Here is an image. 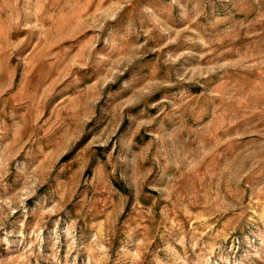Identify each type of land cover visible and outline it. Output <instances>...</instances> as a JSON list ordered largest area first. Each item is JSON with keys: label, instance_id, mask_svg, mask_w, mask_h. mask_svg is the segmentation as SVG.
Here are the masks:
<instances>
[{"label": "rangeland", "instance_id": "obj_1", "mask_svg": "<svg viewBox=\"0 0 264 264\" xmlns=\"http://www.w3.org/2000/svg\"><path fill=\"white\" fill-rule=\"evenodd\" d=\"M0 264H264V0H0Z\"/></svg>", "mask_w": 264, "mask_h": 264}]
</instances>
